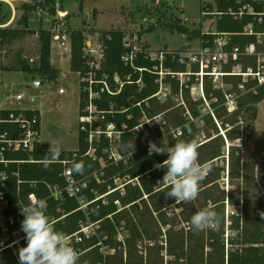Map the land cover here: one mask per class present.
Segmentation results:
<instances>
[{"label": "trees", "instance_id": "16d2710c", "mask_svg": "<svg viewBox=\"0 0 264 264\" xmlns=\"http://www.w3.org/2000/svg\"><path fill=\"white\" fill-rule=\"evenodd\" d=\"M55 4L56 0H35L33 4L23 6L27 13L50 6L49 13L53 15L57 11ZM214 4L207 2L206 8L221 13L216 15L215 26L219 32L229 33L228 50L239 46L245 51L247 46L255 44L257 53L264 52V43L258 44L256 35L243 33L244 26L251 22L257 32L264 33V23L259 24L253 15L248 14L242 19H236L229 13L230 7L235 9L239 7L235 0H214ZM204 6L202 1V9ZM256 7L259 9L260 5L256 4ZM154 24L152 23V26ZM87 25L88 23L84 21L82 28H68L66 31L71 38L70 68L81 76L93 69L90 66L93 58L84 52L85 33L88 31L98 34L103 47L100 66L93 69L96 73L95 79L98 81L94 84V90L99 92V95L92 99L96 106L94 118L91 122L81 120L82 117L89 115L87 106L90 100L89 92L85 90L86 83L80 82L81 118L78 149L61 150L59 160L47 167L45 157L49 152L42 149L39 144L30 152L17 151L8 154L9 159L17 161L10 164L9 179L2 187L9 199L4 214H14L15 223H9L10 230L7 232L0 229V239L10 244L14 240L11 231L15 228L26 235L21 230V221L24 217L19 211V203L28 205L29 196L34 193L38 199L45 200L46 214L55 229L67 236L78 232L82 225L98 224L94 234L86 236L81 233L82 242L70 243L74 249L90 248L83 257L88 258L92 264L100 261L107 264H264V217L261 216V211L252 206L248 191L249 183H253L255 179L256 161L243 160V144L236 143L238 140L250 139L256 129L258 105L264 100V82L261 83L259 78L253 75L244 79L243 75L231 74L236 65H241L244 72H247L248 68L258 72V54H240L236 58L231 56L224 66L227 74L223 82L231 86L228 91L223 87H217L212 79L206 76L205 98L192 97L191 87L197 83L194 74L183 84L177 75L166 74L163 82L171 87V93L168 95V101L162 103L156 95L160 90V75L159 68L155 69V66H159L160 61L149 57L147 46L138 53L134 66H131L122 59L127 51L124 46L126 30L121 28L97 30ZM24 26L22 28L19 25L15 29L0 27V40L7 38L9 33L14 36L20 32L38 34L39 64L31 67L28 61L24 60L20 68L38 74L43 80L56 81L60 69L51 61V30L43 27L29 29L28 23ZM169 28L171 30L177 28L185 34L190 33L189 38L193 36L192 33L202 38L201 29L190 32L181 22L173 23ZM144 31L139 33L140 40ZM167 53L163 61L164 68L176 73L187 71V65L179 61L180 51ZM139 68L143 70L140 71ZM198 69V65H192L193 72ZM100 80L107 83L110 91ZM101 88L105 89L102 91ZM229 94L236 95L237 106L233 111H229L227 107ZM172 95L181 96L183 103H176L171 99ZM204 100L210 102L211 111L203 112L201 105L204 104ZM19 110L21 109H2L4 115ZM23 111L27 116H36L41 120L39 110ZM159 116L163 118L162 125L157 124L156 118ZM197 120H200L203 126L200 127ZM110 125L112 129H109ZM98 129L100 133H97ZM91 130L95 131V134L90 142ZM110 130L114 134L112 137L108 136ZM200 133L205 134V140L199 141ZM150 134L153 135L154 143L158 147H170L179 141L194 140L199 144V162L208 164L211 171L201 183L200 193L195 201L176 204L173 198L166 196L165 192L169 190V186L162 178L167 169H157L154 165L167 159V154L149 155L148 144L142 140ZM133 144L134 152L129 147ZM91 149L93 152L89 153ZM227 155L231 186L228 202L234 207H240V211H233L228 215L227 195L221 185L226 175ZM66 158L70 159L71 167L73 163L81 161L84 163V174L73 175L77 180H88V187L84 191L89 200L95 198L96 192L103 195L110 189H116L117 178L122 180L125 193L121 194L119 189L114 190L106 195V203L102 200L94 202L89 206L88 212L79 209L80 204L74 197L54 199L48 185L66 184L62 175L64 165L61 162ZM115 201H119L120 205ZM168 206H174L175 210L170 213L167 210ZM204 208L215 210L221 217L218 231L197 232L191 228L192 215ZM120 228L126 229L128 233L124 242L115 239L120 233ZM163 228H166L164 232ZM143 239L149 242L147 248L149 247L151 251L147 255L141 254L138 249L139 242ZM100 242L116 249V252L103 253ZM26 244V239H23V247ZM18 250L19 248L16 251L8 248L1 251L0 264H18ZM78 264L81 262L78 261Z\"/></svg>", "mask_w": 264, "mask_h": 264}, {"label": "rangeland", "instance_id": "374dc122", "mask_svg": "<svg viewBox=\"0 0 264 264\" xmlns=\"http://www.w3.org/2000/svg\"><path fill=\"white\" fill-rule=\"evenodd\" d=\"M34 1L18 0L12 2L13 6L7 2H0V23L12 21L16 14L15 22L11 24L12 26H9L11 29H15L19 25L23 28L25 27V23H28L27 28L29 29H38L40 27L51 29L53 16L46 11L45 7L28 13L25 10L23 5L33 4ZM202 1L160 0V3L157 5L155 0H56L59 4L58 7L68 13L65 18L57 19V22L62 23L63 26L61 29L65 30L68 28L80 29L83 27V22L85 21L94 29L121 28L126 30L130 36L139 35L140 31L145 30L138 43L142 49L147 46L148 51L151 53H159L160 51L190 53L199 47L200 38L194 33L189 38L188 35L190 33L185 34L177 28L171 30L169 26L173 23L177 24L181 22L189 28L190 32L198 31V29L206 30L209 25L214 28L216 15L211 17L210 21L202 19ZM206 1L214 4V0ZM81 4L83 5L81 6ZM150 18H153L154 23L157 22L156 24L152 22L154 29H152V24L147 22ZM184 19L187 20L184 21ZM150 28L152 30L146 31ZM34 35L20 32V34L14 36L9 33L7 38L0 40V60L3 59V62H6L8 69L20 68L22 61L35 59L39 41ZM55 45L56 48L54 49L57 55V50L61 48L58 44ZM36 63L32 64L35 65ZM189 69H191V66H188ZM243 77L244 79L247 78L245 76ZM182 79L188 81L189 78L184 75ZM36 80H40V77L30 71L7 70L3 74L0 71V109H13L18 105L35 106L41 112V148L48 150L50 143L58 142L62 150H77L79 147L80 132L79 118H81L79 112V74L72 72L67 67L57 81L43 82L42 86L36 87L34 84ZM223 80L224 78H221L215 82L212 79L213 83L219 84L226 91L230 90L231 86L225 84ZM61 89L65 93H60ZM165 89H168L167 95H170L171 87L164 83V88L162 89L164 96L160 98L162 101L159 99L162 103L168 101V97L165 96ZM19 94H22L24 99L17 101L16 97ZM191 94L193 99H198L203 96L199 83L193 85ZM233 98L236 99V95H233ZM171 99L178 104L183 103L181 96L176 97L172 95ZM209 103V101L204 100V104L201 105L203 112L211 111ZM156 121L160 125L164 122L161 116L157 117ZM196 122L200 127L203 126L200 120ZM198 139L199 141L205 140V134L200 133ZM149 141L153 142L152 138L147 140L148 144ZM236 143L239 145L243 144V160L256 161L255 179L253 183H249L248 191L251 195L252 206L264 212V100L258 105L256 129L252 133L251 138L246 141L238 140ZM222 164L224 163L222 162ZM225 164L227 166L226 175L222 179L221 185L227 195L226 213L228 215L233 211H240V207H234L228 202V193L231 188L228 177V155L226 156ZM116 183L121 185L122 180L117 178ZM141 206L143 207V203ZM167 210L172 213L175 207L168 206ZM176 211L179 210L176 209ZM165 230L166 228H163V232ZM228 233L229 231L226 234L228 235ZM127 234L126 229L120 228V235L115 237L116 241H123ZM148 244L149 242L146 239L141 240L138 245L139 252L144 255L150 253L151 250L149 247L147 248ZM21 247L23 245L19 244L14 249L17 250ZM79 261L85 264L88 262V258L81 256Z\"/></svg>", "mask_w": 264, "mask_h": 264}, {"label": "built area", "instance_id": "2783aa9c", "mask_svg": "<svg viewBox=\"0 0 264 264\" xmlns=\"http://www.w3.org/2000/svg\"><path fill=\"white\" fill-rule=\"evenodd\" d=\"M18 0H0V2H7L9 5H12V2H16ZM204 2V8L201 11V16L203 20H211V15H217L221 14L220 12H212L209 11L207 6L206 0H203ZM235 2L239 5L237 9L230 7L229 13L232 14L236 19H242L244 15H253L254 19L257 20L259 24L264 23V0H235ZM155 3L158 5L160 3V0H155ZM257 5H260V8L257 9ZM57 5V7H56ZM59 4L56 2L55 7L57 9L56 14H50L49 8L50 6H46V11L53 16V25L51 27L52 32V47L55 44H58V46L61 49L71 48V38L68 32L65 29H61L63 24L58 23L57 19L65 18L68 13L67 11H62L60 7H58ZM63 13L65 15H63ZM89 14V12H87ZM217 18V16H216ZM187 19H184L186 21ZM148 23L153 22V18L148 19ZM203 22V21H202ZM201 22V23H202ZM55 23V24H54ZM154 23V22H153ZM211 24V23H209ZM87 27H91L89 24ZM244 34L246 35H256L257 36V42L258 44L264 43V33L257 32L255 30V26L253 22L247 24L244 26ZM213 36L212 38H205V36ZM229 33H223L219 32L216 29V26L212 28L210 25L207 27L206 30H202V38H200V44L199 47L191 51L190 53H179V61L181 63H185L187 65V71L186 72H172L169 69H166L163 67V61L167 57V52L169 51H160L159 53H151L149 52V57L151 59H158L160 61L159 66H155V69L159 68V82H160V90L156 93L157 97L163 98L162 89L164 88V82L163 78L166 76V74H172V76H178L181 83L183 84L184 81L182 79V76L186 75L188 76V81L191 79V75H195V79H197V83H199V87L202 92V97L205 98L204 95V78L206 76L213 79L215 82L223 79L225 74L224 66L229 61L231 56L237 57L240 54L245 55H253L256 54V46L255 44H251L246 47L245 51H242L239 46H234L232 50H228L229 45ZM140 42L139 35H126L124 39V46L126 47L127 51L124 53L122 59L130 64L131 66H134V60L136 59L138 53L142 50V48L138 45ZM84 52L86 55L93 58V60L90 63L91 68H97L100 66V63L103 58V47L99 39L98 34H93L90 32L85 33V44H84ZM258 54V72H254L252 68H248L247 72L243 71V68L241 65H236L233 67V71L231 74L236 75H243L245 77H248L249 75H253L259 78V81L261 83L264 82V52H259ZM34 60L31 59V62ZM196 64L198 65L199 69L196 72L192 71V65ZM188 66H191V69L188 70ZM89 71L86 75L81 76L80 79L81 82L86 83L85 90L89 92V104L87 106V110L89 112L88 116L82 117L81 120H84V122H91L93 117V113L96 111V106L93 104L92 99L99 95V92H96L94 90V84L98 83L96 78V73L94 70ZM238 69V71H236ZM140 71L143 70V68H139ZM101 82L105 83V87L109 90L108 85L105 81L100 80ZM224 81V80H223ZM141 82V80H139ZM35 86H40L41 81L36 80L34 82ZM215 84V83H214ZM217 87H222L219 84H215ZM193 87V86H192ZM191 87V88H192ZM241 87H243L241 85ZM102 91L105 88H101ZM166 90V97H168V89ZM110 91V90H109ZM64 90L61 89L60 93H63ZM171 93V92H170ZM17 100H23L24 96L22 94L17 95ZM227 107L229 111H233L237 104L235 99L233 98L232 94L227 95ZM161 100V99H160ZM162 101V100H161ZM24 109H21L17 112L10 111L7 113V115H4L2 109H0V229L4 232H7L10 230V224L15 223V215H5L4 210L9 205V199L6 197L5 192L2 190V187H4L7 184V181L9 179V173L8 168L11 163L16 162L17 160H11L8 157V154L11 152H17V151H33L34 148L39 144L40 145V139H41V120L38 119L36 116H27L26 113L23 111ZM148 121V120H147ZM149 122V121H148ZM15 128V132H14ZM83 129L86 128L83 126ZM109 129H112V125L109 126ZM179 130V129H178ZM180 131H178L179 133ZM97 133H100V129L97 130ZM14 134L16 136H14ZM95 131H90V142L94 138ZM113 131H108V136L112 137ZM152 135V134H150ZM148 135L146 138H143L142 141L145 142V144H148L147 140H150L152 138L154 142L153 135ZM117 136V135H116ZM41 146V145H40ZM93 150L91 149L89 153H92ZM32 159V158H31ZM34 161V160H30ZM62 164L64 165V171L62 173L63 177L65 178L66 184L64 186L60 185H48L49 190L51 192V197H53L56 200L64 199L66 196L74 197L79 202L80 206L79 209L84 210L85 212H88L89 206L97 201L102 200L103 203H106V195L113 192L116 189H119L121 194L125 193L124 184L121 183L118 184V187L116 189H110V191L106 194H98L95 193V198L92 200H89L88 196L85 193V189L88 187V180L87 179H79L77 180L73 173H71L69 170L71 169L70 165V159L66 158L64 160H61ZM101 163L104 164V161L101 160ZM98 181H100L99 177L95 175ZM30 199H38V197L32 193L29 196ZM45 201V200H44ZM116 204L120 205L119 201H115ZM24 207V204L21 202L19 203V211L20 208ZM98 227L97 223H91L90 225H82L81 229L69 237L70 243H80L83 241V236L81 233L85 234L86 236H90L95 233V228ZM11 234L14 238V240L7 244L3 239H0V252L12 248L13 250L15 246H18L19 244H22L23 239H25V236L22 234L20 229L15 228L11 231ZM120 235V233H119ZM106 238V237H105ZM122 241V240H121ZM124 242V240H123ZM99 244L102 245L101 251L105 254H113L116 252V249L109 248L108 246L104 245L102 242ZM79 253V259L80 257L85 254L90 248L82 249L77 248L75 249ZM113 250V251H112ZM16 251V250H15ZM143 254V253H141ZM126 252H125V258H126ZM80 262V261H79ZM82 264V263H81ZM85 264H92L89 260ZM97 264H107L106 262H98Z\"/></svg>", "mask_w": 264, "mask_h": 264}, {"label": "clouds", "instance_id": "9594fccd", "mask_svg": "<svg viewBox=\"0 0 264 264\" xmlns=\"http://www.w3.org/2000/svg\"><path fill=\"white\" fill-rule=\"evenodd\" d=\"M133 152L135 145H130ZM61 147L58 142L50 143L49 155L45 157V167L59 160ZM149 155L167 154V159L154 165L166 168L162 180L169 186L166 196L173 198L176 204L195 201L200 193V185L211 168L199 162V144L196 141H179L173 146L158 147L149 141ZM84 163H73L71 173L83 175ZM46 202L30 199L28 205L20 208L24 219L21 230L26 234V246L18 250V264H78L79 253L71 246L69 237L57 231L46 214ZM264 217V212L261 213ZM190 226L197 232L219 230L221 217L210 208L197 211L190 219Z\"/></svg>", "mask_w": 264, "mask_h": 264}, {"label": "crops", "instance_id": "0c3cea01", "mask_svg": "<svg viewBox=\"0 0 264 264\" xmlns=\"http://www.w3.org/2000/svg\"><path fill=\"white\" fill-rule=\"evenodd\" d=\"M15 19H16V14L14 15L12 21L8 22V23H0V27H9V26H12L11 24H13L15 22ZM36 38H38V41H39V44H38V51L37 53L35 54V59L33 62H31L30 60L27 62L31 67L33 66H37L39 64V57H40V40H39V36L38 34H35L34 35ZM16 39V38H14ZM1 46V45H0ZM56 48V45L54 44L53 47H52V55H51V61H52V64L59 68L60 69V75L59 77L57 78V80H59L60 76L63 74L64 70L71 66V48H66V49H58L60 51L57 50L58 54L56 55V50L54 49ZM57 56V58H56ZM27 59V58H26ZM37 62L35 65H33L32 63H35ZM21 67V66H20ZM71 69V68H70ZM7 70H21V68H17V69H8L7 68V65H6V62L4 61L3 62V59L0 60V71H1V74H3L5 71ZM72 71V70H71ZM72 72H75V71H72ZM75 73H78V72H75ZM35 75H38L36 73H34ZM79 74V73H78ZM39 76V75H38ZM40 77V76H39ZM79 78H80V74H79ZM56 80V81H57ZM40 81H41V85H43V82H49L47 80H43L41 77H40ZM80 82H81V79H80ZM39 86V87H40ZM38 87V86H36ZM65 93V92H63ZM17 100V98H16ZM17 101H20V100H17ZM32 102V101H31ZM79 103H80V97H79ZM3 109H6V108H3ZM8 109H11V108H8ZM13 109H24V110H38V108H36L35 106H15ZM41 114V112H40ZM80 120V118H79Z\"/></svg>", "mask_w": 264, "mask_h": 264}, {"label": "bare ground", "instance_id": "6f19581e", "mask_svg": "<svg viewBox=\"0 0 264 264\" xmlns=\"http://www.w3.org/2000/svg\"><path fill=\"white\" fill-rule=\"evenodd\" d=\"M63 15H65V14L63 13Z\"/></svg>", "mask_w": 264, "mask_h": 264}]
</instances>
